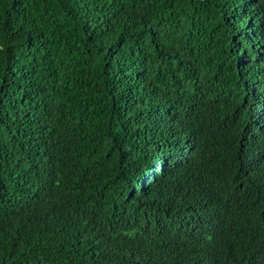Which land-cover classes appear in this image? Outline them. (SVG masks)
<instances>
[{
	"label": "trees",
	"instance_id": "trees-1",
	"mask_svg": "<svg viewBox=\"0 0 264 264\" xmlns=\"http://www.w3.org/2000/svg\"><path fill=\"white\" fill-rule=\"evenodd\" d=\"M0 264H264V0H0Z\"/></svg>",
	"mask_w": 264,
	"mask_h": 264
}]
</instances>
